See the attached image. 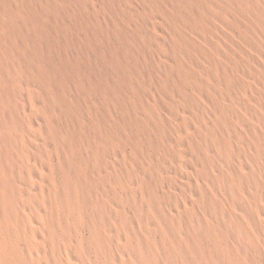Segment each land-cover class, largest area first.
Segmentation results:
<instances>
[{"label":"rangeland","instance_id":"1","mask_svg":"<svg viewBox=\"0 0 264 264\" xmlns=\"http://www.w3.org/2000/svg\"><path fill=\"white\" fill-rule=\"evenodd\" d=\"M0 264H264V0H0Z\"/></svg>","mask_w":264,"mask_h":264},{"label":"bare ground","instance_id":"2","mask_svg":"<svg viewBox=\"0 0 264 264\" xmlns=\"http://www.w3.org/2000/svg\"><path fill=\"white\" fill-rule=\"evenodd\" d=\"M226 176V175H225Z\"/></svg>","mask_w":264,"mask_h":264}]
</instances>
